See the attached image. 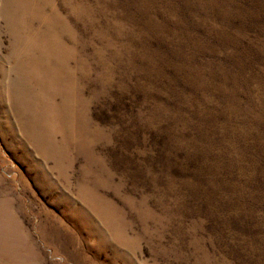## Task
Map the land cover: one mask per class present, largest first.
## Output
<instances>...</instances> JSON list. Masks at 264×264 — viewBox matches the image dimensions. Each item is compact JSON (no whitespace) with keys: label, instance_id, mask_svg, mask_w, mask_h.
<instances>
[{"label":"rangeland","instance_id":"obj_1","mask_svg":"<svg viewBox=\"0 0 264 264\" xmlns=\"http://www.w3.org/2000/svg\"><path fill=\"white\" fill-rule=\"evenodd\" d=\"M0 264H264V0H0Z\"/></svg>","mask_w":264,"mask_h":264},{"label":"bare ground","instance_id":"obj_2","mask_svg":"<svg viewBox=\"0 0 264 264\" xmlns=\"http://www.w3.org/2000/svg\"><path fill=\"white\" fill-rule=\"evenodd\" d=\"M50 51H51V53L54 52V47H52V48L50 49ZM15 52H16V50H15ZM37 52H38V51H37ZM16 53H17L18 55L22 56V53H23V52L20 51V50L17 48V52H16ZM40 53L42 54V55H41V58L44 57V55H43V51H40ZM57 69H58V71H59L60 73H62L61 69H59L58 66H57ZM24 78H26V77H24ZM54 79H56V78H54ZM51 81H53V80H51ZM38 82H39V83H44L43 79H41V78H40V80H39ZM51 84H52V83H51ZM52 85H54V84H52ZM67 96L70 98L71 101L74 100V96H71V95H69V94H68ZM68 113H69V112H67V114H68Z\"/></svg>","mask_w":264,"mask_h":264}]
</instances>
